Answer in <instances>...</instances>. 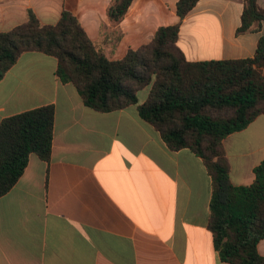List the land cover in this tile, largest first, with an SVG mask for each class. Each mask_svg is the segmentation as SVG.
<instances>
[{"label": "crops", "instance_id": "crops-1", "mask_svg": "<svg viewBox=\"0 0 264 264\" xmlns=\"http://www.w3.org/2000/svg\"><path fill=\"white\" fill-rule=\"evenodd\" d=\"M113 0H0V33L31 9L44 25L63 9L99 43ZM178 0H133L111 54L122 59L179 22ZM264 9V0H259ZM242 0H199L184 18L177 45L191 62L252 58L264 36L237 35ZM52 105L49 163L30 156L18 182L0 198V264H227L208 230L211 177L201 158L170 152L135 106L99 114L56 74V60L21 55L0 81V122ZM233 185L253 182L264 163V115L224 142ZM264 257V240L258 244Z\"/></svg>", "mask_w": 264, "mask_h": 264}, {"label": "trees", "instance_id": "trees-1", "mask_svg": "<svg viewBox=\"0 0 264 264\" xmlns=\"http://www.w3.org/2000/svg\"><path fill=\"white\" fill-rule=\"evenodd\" d=\"M133 0H113L109 26L99 43L91 41L77 18L63 9L58 21L44 25L28 9L18 26L0 33V81L22 54L37 52L56 60V74L71 84L85 107L107 114L135 106L141 120L159 134L166 150L183 149L201 158L211 177L208 230L221 261L264 264V163L253 182L233 185L224 140L264 115V36L252 58L191 62L177 45L180 26L199 0H178L179 22L157 29L147 44L111 54L121 39L119 24ZM237 35L257 32L264 22L259 0H242ZM149 87L145 100L137 93ZM55 108L42 106L0 122V198L23 175L30 156L49 163Z\"/></svg>", "mask_w": 264, "mask_h": 264}, {"label": "rangeland", "instance_id": "rangeland-1", "mask_svg": "<svg viewBox=\"0 0 264 264\" xmlns=\"http://www.w3.org/2000/svg\"><path fill=\"white\" fill-rule=\"evenodd\" d=\"M148 91H149V87H146L137 93V99L139 103L145 100V98L147 97Z\"/></svg>", "mask_w": 264, "mask_h": 264}]
</instances>
